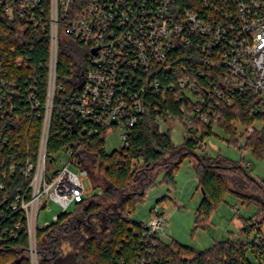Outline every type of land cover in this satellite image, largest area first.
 <instances>
[{
	"label": "trees",
	"instance_id": "1",
	"mask_svg": "<svg viewBox=\"0 0 264 264\" xmlns=\"http://www.w3.org/2000/svg\"><path fill=\"white\" fill-rule=\"evenodd\" d=\"M178 3L187 9L200 7V0H179ZM18 23L9 19L0 6V86L1 81L9 86L15 84L5 89L7 97L4 109L0 110V239H4L0 240V264H32L24 215L12 209L17 195L27 193L28 180L18 168L11 173L10 166L22 165L27 156L26 147H30L31 155L37 150L42 119L35 112L28 115L25 109L30 106L31 94L43 109L49 72L48 33L34 27L21 30ZM89 62V46L71 38L61 39L57 63L60 89L54 100L48 155L53 159L62 148H73L76 166L88 172L91 184L99 193L81 198L74 203L75 211L67 210L50 225L38 229V264H134L141 254L152 256L155 264H264V247H249L243 239L218 242L204 251L160 239L155 246L152 242L146 246L141 222L129 219L149 190L163 183L173 186L176 171L191 157L204 194L195 214L197 227L208 223L227 192L235 194L243 204L256 205V221L261 224L264 181L250 173L243 158L239 162L221 155L213 158L203 146L206 137L218 127L242 151L245 134L233 123L253 124V109L262 103L260 97L251 91L238 93L234 104L223 105L216 111L217 124L205 126L209 131L207 136L186 138L179 145L172 141L169 132H161L157 123L159 114L168 110L177 112L178 104L150 99L146 115L130 134L129 146L108 153L106 130L98 128L91 134V126L81 121L76 123L70 114ZM174 64L180 77L183 68L193 72L200 68L202 60L195 48L182 47L176 52ZM210 70L208 74L212 77L213 68ZM248 149L263 156L264 135L256 133L246 137L245 150ZM250 221L242 229L246 236L252 230L247 228ZM19 222L22 230L15 237L5 233V229H13ZM150 252L153 253L149 255ZM250 253L253 259L249 258Z\"/></svg>",
	"mask_w": 264,
	"mask_h": 264
},
{
	"label": "built area",
	"instance_id": "2",
	"mask_svg": "<svg viewBox=\"0 0 264 264\" xmlns=\"http://www.w3.org/2000/svg\"><path fill=\"white\" fill-rule=\"evenodd\" d=\"M178 2L0 0L6 15L19 22L21 30L39 28L48 33L50 40L46 101L41 110V103L31 94L30 106L25 109L28 115L35 112L42 119L38 147L33 155L30 147H26L22 165L10 166L11 173L18 168L28 180L27 193L17 195L12 209L24 215L32 264H38L37 220L47 202L53 201L62 210L56 221L72 204L92 196L84 183L89 179L88 172L76 166L73 148H62L53 159L48 155L54 100L60 89L57 63L62 38L90 47L85 81L70 106V114L76 123L91 126V134L98 128L106 132L120 128L123 146H129L130 134L146 115L150 99L160 98L163 103L178 104L177 112L168 110L159 114L157 123L161 132L171 133L175 127L183 142L186 138L207 136L205 126L219 121L216 111L223 105L234 104L238 93L251 91L262 103L253 109V124L245 126L237 122L236 127L245 134L242 151L246 148V137L264 135V0H200L198 10L182 8ZM182 47L195 48L202 64L193 72L183 68L178 77L174 63L176 52ZM210 68L212 77L208 74ZM1 84L0 110H3L5 89L15 84L9 86L3 81ZM10 109L16 111L14 106ZM60 162L64 165L55 169L53 166ZM245 165L250 167L249 162ZM3 176H7L6 171ZM141 227L144 245L152 242L155 246L165 235L167 219L156 206ZM247 228L255 231L248 246L264 247L261 224L251 220ZM21 230L19 222L13 229H5V233L15 237ZM154 262L152 256L141 254L134 264Z\"/></svg>",
	"mask_w": 264,
	"mask_h": 264
},
{
	"label": "rangeland",
	"instance_id": "3",
	"mask_svg": "<svg viewBox=\"0 0 264 264\" xmlns=\"http://www.w3.org/2000/svg\"><path fill=\"white\" fill-rule=\"evenodd\" d=\"M233 125L236 127L237 122H234ZM121 135L120 128H111L106 132L105 147L108 153L123 147L124 142ZM174 137V142H180V137L178 138L177 135ZM230 142L231 136L225 130L214 127V133L206 138L205 152L213 158L221 155L237 162L243 158L246 163H250V173L255 178L264 181V154L260 157L249 149L242 152ZM63 165L64 162H60L53 167L59 169ZM72 169L77 173L80 172L78 168ZM174 178L175 184L173 186L165 183L159 184L146 193L143 201L135 207V211L131 216L133 221H148L151 217V210L157 206L167 219V228L165 235L161 236V240L164 243L176 242L196 251L207 250L216 241L227 240L229 237L233 241L240 239L249 241L254 238V230H251L250 238L246 239V235L242 233L240 228L245 226L248 220L256 221L258 213L256 205L243 204L239 197L227 192L212 213L208 223L197 227L195 214L204 194L200 187L199 176L195 170L194 159L191 157L186 158L176 171ZM84 183L89 195L99 193V189H95L88 178L84 180ZM75 209L74 204L68 208L69 212H73ZM61 211L56 203L48 201L38 215L37 224L39 229L45 228L54 222L55 217ZM261 232L264 236V219L261 221ZM249 258L253 259L251 253Z\"/></svg>",
	"mask_w": 264,
	"mask_h": 264
},
{
	"label": "crops",
	"instance_id": "4",
	"mask_svg": "<svg viewBox=\"0 0 264 264\" xmlns=\"http://www.w3.org/2000/svg\"><path fill=\"white\" fill-rule=\"evenodd\" d=\"M175 135H177L178 136V138L180 137V142H174V136ZM170 136H171V138H172V141L175 143V144H177V145H179V144H182L183 143V139L181 138L182 137V135L180 134V131L177 129V128H173V130H172V132L170 133ZM246 222H248V221H246ZM244 228V226L242 227V228H240L241 230ZM250 234H251V231L249 232V234L246 236V239H248V238H250ZM242 236H243V234H242ZM228 239H231V237H229ZM227 239V240H228ZM233 240V239H232ZM223 241H226V240H222V241H216L215 243H218V242H223ZM215 243H213V245L215 244ZM212 245V246H213ZM212 246H210L209 248H211ZM208 248V249H209Z\"/></svg>",
	"mask_w": 264,
	"mask_h": 264
},
{
	"label": "water",
	"instance_id": "5",
	"mask_svg": "<svg viewBox=\"0 0 264 264\" xmlns=\"http://www.w3.org/2000/svg\"><path fill=\"white\" fill-rule=\"evenodd\" d=\"M93 53H95V51Z\"/></svg>",
	"mask_w": 264,
	"mask_h": 264
}]
</instances>
